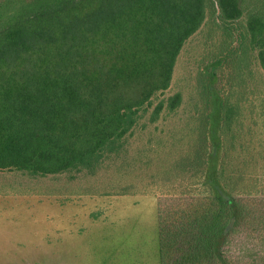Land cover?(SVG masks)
I'll return each mask as SVG.
<instances>
[{"label":"trees","instance_id":"trees-1","mask_svg":"<svg viewBox=\"0 0 264 264\" xmlns=\"http://www.w3.org/2000/svg\"><path fill=\"white\" fill-rule=\"evenodd\" d=\"M209 22L223 39L200 54L199 140L173 168L175 178L191 169L194 201L157 209L126 201L124 190L112 220H125L129 205H152L156 264H264L263 250L243 262L227 251L239 232L264 240V173L244 192L226 168L248 116L264 126V0H0V197H42L36 181L94 174L142 120L175 112L182 94L166 95L179 58ZM93 216L96 225L108 220Z\"/></svg>","mask_w":264,"mask_h":264},{"label":"rangeland","instance_id":"rangeland-1","mask_svg":"<svg viewBox=\"0 0 264 264\" xmlns=\"http://www.w3.org/2000/svg\"><path fill=\"white\" fill-rule=\"evenodd\" d=\"M211 23L191 38L179 58L166 95L182 94V105L175 112L166 111L155 124L142 120L124 143V150L106 158L94 174L83 172L74 175V179L64 175L53 181H36L38 190L45 192L42 197H0V264H156V248L151 242L155 226L152 205H157V209L186 206L192 204V195L197 194V189L193 190L195 183L191 184V169L175 178L173 168L192 156L199 140L202 126L199 128L198 124L206 108L197 86L200 54L207 47L215 49L223 39L222 31L210 32ZM211 111L209 136L214 139L220 128L218 105H212ZM248 118L250 127L243 128L240 136L247 140L229 146L226 167L233 181L242 178L240 186L244 192L250 191L254 180L264 173V153L260 148L264 144V126L258 128L254 124V115ZM241 146L250 149L244 153ZM210 160L217 164L219 155ZM5 176L7 182L15 178ZM256 186L259 188V184ZM124 190L137 196L126 201L137 205L149 200L152 205H129L130 214L125 220L120 215L118 220H112L115 211L125 208L121 202L125 199L117 196L123 195ZM111 194L116 196L109 197ZM152 195L161 197L156 198L157 202L143 198ZM94 212L104 213L108 220L96 225ZM249 237L244 232L234 234L227 246L228 255L243 262L264 251V240L260 242L254 234V238L250 234Z\"/></svg>","mask_w":264,"mask_h":264}]
</instances>
